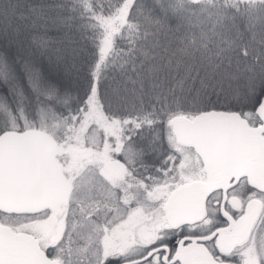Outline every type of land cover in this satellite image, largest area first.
Segmentation results:
<instances>
[{"label": "snow or ice", "instance_id": "1", "mask_svg": "<svg viewBox=\"0 0 264 264\" xmlns=\"http://www.w3.org/2000/svg\"><path fill=\"white\" fill-rule=\"evenodd\" d=\"M0 264H264V0H0Z\"/></svg>", "mask_w": 264, "mask_h": 264}]
</instances>
